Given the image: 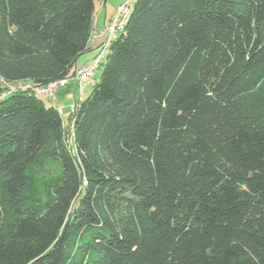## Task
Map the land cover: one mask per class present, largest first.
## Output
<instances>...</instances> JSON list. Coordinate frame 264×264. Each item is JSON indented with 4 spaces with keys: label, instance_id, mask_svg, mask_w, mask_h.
Wrapping results in <instances>:
<instances>
[{
    "label": "trees",
    "instance_id": "trees-1",
    "mask_svg": "<svg viewBox=\"0 0 264 264\" xmlns=\"http://www.w3.org/2000/svg\"><path fill=\"white\" fill-rule=\"evenodd\" d=\"M94 11L0 0V93L72 80ZM103 60L69 133L0 99V264H264V0H136Z\"/></svg>",
    "mask_w": 264,
    "mask_h": 264
},
{
    "label": "built area",
    "instance_id": "built-area-1",
    "mask_svg": "<svg viewBox=\"0 0 264 264\" xmlns=\"http://www.w3.org/2000/svg\"><path fill=\"white\" fill-rule=\"evenodd\" d=\"M135 1L136 0H125L119 5L115 14H113L112 18H110L106 25H104L102 28H94L91 35V41L98 40L100 42L98 47L99 53L91 61L79 66L76 69L75 75L72 77V80H74L77 89L80 92V96L83 95L84 88L93 82L95 70L101 62L109 42L116 36L118 30H120L124 25L130 9ZM69 81L70 79L68 78H62L58 81L49 82L43 86H35L29 82H15L12 84H6L5 91L0 93V99L5 95L15 91L32 92L40 97L54 99L57 88L59 86L68 84Z\"/></svg>",
    "mask_w": 264,
    "mask_h": 264
},
{
    "label": "rangeland",
    "instance_id": "rangeland-1",
    "mask_svg": "<svg viewBox=\"0 0 264 264\" xmlns=\"http://www.w3.org/2000/svg\"><path fill=\"white\" fill-rule=\"evenodd\" d=\"M102 1V0H101ZM125 0H106V9L110 10L113 14H115L116 10L118 9L119 5L123 3ZM100 0H96V7ZM112 16L110 18H112ZM88 53V52H86ZM91 57H95L96 53L90 54ZM83 56L78 58L75 64H81L83 62ZM105 64V60H103L102 64L95 70L94 77L95 79L99 78L103 66ZM91 91V87L84 88V95L81 96V99L85 98L89 92ZM70 93V97H67V94ZM43 101L47 105L55 106L59 108L62 112L64 118V125L66 132H71V118L68 119V116L72 113V107L75 103L80 99V92L77 89L76 83H69L68 85L59 86L55 93L54 99H48L42 97Z\"/></svg>",
    "mask_w": 264,
    "mask_h": 264
},
{
    "label": "crops",
    "instance_id": "crops-1",
    "mask_svg": "<svg viewBox=\"0 0 264 264\" xmlns=\"http://www.w3.org/2000/svg\"><path fill=\"white\" fill-rule=\"evenodd\" d=\"M94 15H95V28H102L104 25H106L109 22L110 17L112 16V12L106 9V0H102V1L100 0L97 7L95 3ZM97 45H98V42L96 41L92 42L91 49L86 51L88 53L85 52L84 54L80 56V57L83 56V59H84L81 64L91 61L93 59V57H91L90 54L92 55L93 53H95V49ZM81 64H76V66L81 65ZM69 83H74V80H70ZM67 97H70V93L67 94Z\"/></svg>",
    "mask_w": 264,
    "mask_h": 264
}]
</instances>
